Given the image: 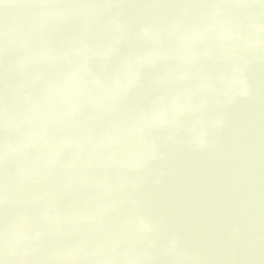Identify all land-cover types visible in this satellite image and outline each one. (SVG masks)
I'll list each match as a JSON object with an SVG mask.
<instances>
[{
    "label": "water",
    "instance_id": "water-1",
    "mask_svg": "<svg viewBox=\"0 0 264 264\" xmlns=\"http://www.w3.org/2000/svg\"><path fill=\"white\" fill-rule=\"evenodd\" d=\"M0 264H264V0H0Z\"/></svg>",
    "mask_w": 264,
    "mask_h": 264
}]
</instances>
